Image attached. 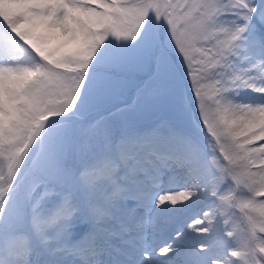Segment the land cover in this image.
Instances as JSON below:
<instances>
[{
	"label": "snow or ice",
	"instance_id": "6c2138e0",
	"mask_svg": "<svg viewBox=\"0 0 264 264\" xmlns=\"http://www.w3.org/2000/svg\"><path fill=\"white\" fill-rule=\"evenodd\" d=\"M0 264H264V0H0Z\"/></svg>",
	"mask_w": 264,
	"mask_h": 264
}]
</instances>
